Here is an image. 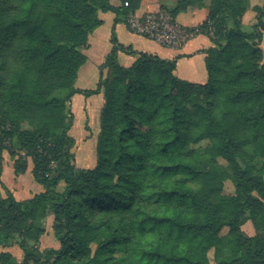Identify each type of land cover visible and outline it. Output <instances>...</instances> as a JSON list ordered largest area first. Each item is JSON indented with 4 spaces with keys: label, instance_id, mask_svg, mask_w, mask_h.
Wrapping results in <instances>:
<instances>
[{
    "label": "trees",
    "instance_id": "trees-1",
    "mask_svg": "<svg viewBox=\"0 0 264 264\" xmlns=\"http://www.w3.org/2000/svg\"><path fill=\"white\" fill-rule=\"evenodd\" d=\"M250 2L210 0L205 84L113 31L97 87L80 90L83 50L103 15L120 22L141 0H0V264H264V0ZM204 7L177 0L170 12ZM119 52L135 62L122 66ZM101 93L98 163L79 168L71 99ZM5 152L16 176L32 162L44 192L16 200L2 182ZM49 216L60 248L42 251ZM13 245L22 262L4 251Z\"/></svg>",
    "mask_w": 264,
    "mask_h": 264
},
{
    "label": "crops",
    "instance_id": "crops-1",
    "mask_svg": "<svg viewBox=\"0 0 264 264\" xmlns=\"http://www.w3.org/2000/svg\"><path fill=\"white\" fill-rule=\"evenodd\" d=\"M115 8H123V0H108ZM263 0L252 5H262ZM177 5V0H141L137 13H151L158 11H171ZM210 2H206L204 8H191L186 12L180 13L175 17L178 24L185 27H201L204 21L207 20L209 14ZM117 15L109 12L103 15V25L98 27L90 35V45L83 53L87 56V63L80 69L75 88L80 90L95 89L100 80V67L106 62L113 45L111 37L114 33L119 43L125 47H131L134 51L140 53H147L157 56L164 60H176L177 71L176 75L187 82L196 84H205L208 81V71L206 67L205 51L213 47L212 41L204 39L202 33L195 39L188 42L185 46L179 49L164 48L155 42L136 35L129 31L125 20L116 22ZM256 14L249 10L243 17V27H251L255 24ZM119 63L124 67H130L136 60L134 55H129L123 52L118 53ZM78 97L79 105L78 111L86 113L90 118L91 114L97 109L101 108L104 103L103 94L86 97L82 94H76L71 99V110L77 119V110L73 108L74 99ZM100 98L96 103L93 98ZM74 125V124H73ZM73 127V126H72ZM72 129V128H71ZM71 131V130H70ZM75 143H78L75 140ZM9 158V159H8ZM33 164L29 161L28 170L25 174L16 176L14 173V162L7 152L4 153V165L2 182L7 190H9L16 200L23 201L33 198L35 195L44 192L42 186L37 184L31 177ZM53 221V217L49 216Z\"/></svg>",
    "mask_w": 264,
    "mask_h": 264
},
{
    "label": "rangeland",
    "instance_id": "rangeland-1",
    "mask_svg": "<svg viewBox=\"0 0 264 264\" xmlns=\"http://www.w3.org/2000/svg\"><path fill=\"white\" fill-rule=\"evenodd\" d=\"M207 1L210 2V0H206V2ZM259 1H262V0H251L250 4L252 6L255 3H259ZM243 29L246 32H250L252 31V26L250 28L247 26H244ZM201 37H203L204 39H208V40L210 39L208 34L202 35ZM261 49L264 54V39L261 44ZM55 95H60L64 97L67 95V92H60V93H56ZM78 97L82 98V96H77L74 99L73 108L77 110V119L76 121L74 119V123H73L74 125L70 131V136L78 141V143H75V146L73 148V151L76 157L77 167L92 169L96 167L98 163V159H99L98 143H99V138H100V133H101V113H102V110L105 104V99H104V103L102 104V107L100 109L97 108L91 114L90 118H88L86 113L78 111V108H79L78 107L79 105ZM98 99L100 98L96 97V98H93L92 101L96 103ZM24 128L28 129L29 125L28 124L24 125ZM220 162L226 166V163H224V161L220 160ZM31 177H32V174H31ZM35 185H38V184H35ZM59 190H63V188H60ZM0 192L3 197H6L7 193L2 188V186H0ZM225 193L226 194L234 193V186L231 182H227L226 187H225ZM52 226H53V221L51 220V218L50 217L46 218L43 222V227L46 229V233H45V236L42 238L40 245H39V248L42 251L60 248V243L56 240L54 236ZM243 230L250 237L256 235V231L251 222L246 223L243 227ZM227 232L228 230L225 229L223 231V234H226ZM1 251H3L2 248H0V252ZM4 251L10 252L17 259L18 262H22L23 252L19 248L18 245H13ZM209 257L212 260L213 253H210Z\"/></svg>",
    "mask_w": 264,
    "mask_h": 264
},
{
    "label": "built area",
    "instance_id": "built-area-1",
    "mask_svg": "<svg viewBox=\"0 0 264 264\" xmlns=\"http://www.w3.org/2000/svg\"><path fill=\"white\" fill-rule=\"evenodd\" d=\"M130 2L125 0L123 6L130 7ZM126 23L130 32L168 49L182 48L203 33L200 27L190 28L178 24L170 11L163 10L144 14L130 11Z\"/></svg>",
    "mask_w": 264,
    "mask_h": 264
}]
</instances>
